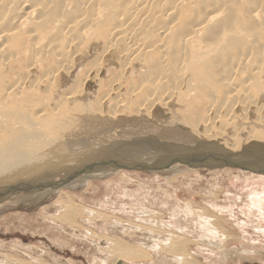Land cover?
Segmentation results:
<instances>
[{
    "label": "bare ground",
    "instance_id": "6f19581e",
    "mask_svg": "<svg viewBox=\"0 0 264 264\" xmlns=\"http://www.w3.org/2000/svg\"><path fill=\"white\" fill-rule=\"evenodd\" d=\"M210 1L213 2V0H0V71H2L1 69L5 70V68L9 67V64L11 61L10 59H12V58L10 57V59H8L6 57L7 55H4V54L8 53V50L10 48L9 43H11L12 41H14L16 44L17 50H15L14 52H17L18 55H21L22 57H24L27 53L31 52L29 55L30 57H29L28 63L25 64L24 66L21 65L24 68L26 76L29 77V76H31L32 73L34 75V73L37 72L36 70L38 68L40 69V66L42 65V61L44 60L45 56H47L46 53H48L49 50L51 51L50 53L52 54V58H54L53 55L56 56V58L57 57L58 58L63 57V56L66 57L67 53H69V51L72 48L76 49L80 45V43H84L86 41L89 42V40H91L89 38H91V37H94L93 39L96 42L97 37L99 40V36L102 35L100 38H103V43L101 45L100 50L99 51L97 50L98 51L97 55L100 58L105 59V57H109L108 55L114 54L116 56V58L121 62V68H120L121 70L118 73L123 74V72H126L128 70L127 67L130 66V64H131V65H133V67L136 66L139 69L140 75H145V74L148 75V73L151 75L150 81L149 82L146 81L149 83L148 85H146V87L150 88L151 90H146V95H145L144 100H145V103H147V105L150 108H152L153 106H155L154 104L157 102H161L164 105L167 104L168 101H170L172 99L174 93L179 91V90L177 91V89L180 87H181V90H180L181 93L185 96V99H187V97L189 95H191L195 91V89H197V88H195V86H196L195 80L198 78L202 79L201 76L199 77L200 72H198L199 71L198 68H197L198 71L195 70L194 65L197 64L196 67L200 66L202 68L204 66L203 69L215 68L216 67V61L217 60L220 61V59H222L223 57H225L227 55L225 50L235 49V51L238 52L239 56L237 53H235V55H237V56L234 55L233 62L226 61V62H228V66H227L228 68L226 70L224 68V70H222V71L221 70H215L216 73L218 75L220 74V76H221V78H220L221 84L223 83V85H225V87L223 88V90L225 89L224 91L222 90V86H221V92L222 93L224 92V95H222V96H224L225 98H229V97L232 98V97L237 96L241 93L239 90V87H243V89L244 88H251L253 85L252 80L256 79L255 82L257 84H258L257 79H258V81H264V0H235L234 2L232 1L233 3L230 0H219V1L216 0L214 4H216L217 2L219 4L218 6L216 4V7L213 3L212 4L214 6L210 5L208 3ZM239 4H241L240 7L242 10H238V8H233V9H235V13L233 16L231 13L229 15L226 14V11H229V9H231L233 5H234L233 7H236V5L238 7ZM209 5L213 6V7H209ZM199 9H202L204 11L203 16H201L202 10L200 11L201 13L198 12ZM198 13H200V15ZM232 13H233V11H232ZM196 14L201 17L199 20L193 19L194 16H196ZM199 16H196V17H199ZM180 18L182 20L187 19V21L185 23L182 22L183 23L182 24V23H180V20H179ZM227 19H229V20H227ZM101 23L102 24L105 23V25H103V27L101 29L102 32L98 31V34H100V35L97 36V32H96L97 37H95L94 36L95 34L93 35V33H95L93 28L95 27V29H96V26L99 25V26H97V29H100ZM245 25H246V27H245ZM98 27H100V28H98ZM212 29L214 30L213 32H212ZM208 31L210 33V36H208L209 35ZM207 33H208V35H207ZM98 40H97V44H98ZM234 41H236L237 43ZM92 42H90V43H92ZM99 44H100V41H99ZM13 47H14V44H13ZM95 47H96V45H95ZM80 48H79V52H80ZM87 48L88 47H86L84 49V52ZM97 48H98V46H97ZM182 49L184 51H182ZM89 50H90V48H89ZM87 51H88V49H87ZM76 52H73L72 57H74V55L77 56ZM183 52H184V54H183ZM229 53H230V51H229ZM10 54L12 57H13L12 54L15 55V53H11V52H10ZM69 54L71 55V52ZM153 54L156 56L153 57ZM80 55H78L77 57H79ZM8 57H9V55H8ZM14 57H16V56H14ZM69 58H70V60L72 59L71 56ZM79 58H82L81 60L83 62V60H84L83 58H85V57H83V54H82V57H79ZM50 59H51V57H50ZM64 59L65 60L62 59V61L67 62V59L66 58H64ZM230 59L231 58L229 57V60ZM106 60H108V59L106 58ZM106 60H103V61H106ZM109 60H110V58H109ZM56 61L58 63L59 60L53 59V64L55 62V65H56ZM66 62H65V64H66ZM69 62H72V61H69ZM82 62H81V64H82ZM105 63H107V61ZM132 63H134V64H132ZM98 64H99V62H98ZM152 64L153 65L155 64L156 65L155 67H157V69L154 66H152ZM199 64H201V65L204 64V65L201 66ZM69 65H68V67H69ZM222 65H224V62ZM222 65H220V66H222ZM225 65H227V63ZM50 66H51V64H50ZM95 66H96V64H95ZM99 66H102V65L100 64ZM99 66H96L94 68L96 73L99 72V70H100ZM62 67L63 66L60 63L59 65H56V67L54 66L52 68V70H49L48 72L46 70L44 75H42V77L39 76L40 80H38V82H40L42 84H46V85H47V83L48 84L53 83L55 80V73H53V72L59 71L60 69H62ZM151 67L153 69L152 71H151ZM66 68H67V65H66ZM244 68L245 69L247 68L246 69L247 71L249 69V72H246ZM63 69H65V67ZM88 69L90 70V68H88ZM193 69L195 71H193ZM207 70H204V72L202 70V72L206 76L209 74L207 72ZM6 71H8V70H6ZM196 71L199 73V75H196L193 73ZM205 71H206V73H205ZM11 72H12V70L10 71V73ZM209 72H210V70H209ZM1 73L4 74L3 71ZM237 73L242 74V75L246 73L245 76L243 75L244 79H242V82H240L242 85L239 83L241 86L239 84L235 83V82H237L236 80H234L235 82L233 81V78L236 76ZM3 74H2V76L6 75V74H4V75ZM66 74H68V73H66ZM72 74H71L70 78L74 79V77H72ZM204 74H202V76H204ZM15 75H17V74H15ZM35 75L37 77V74H35ZM210 75L212 76V74H209L208 77H210ZM13 76H14V74H13ZM206 76L203 77L204 82L207 79ZM0 77H1V75H0ZM33 77H31V78H33ZM36 77H34L35 80H36ZM87 77L88 76L85 75V77L82 79L87 81V79H88ZM94 77H96V76H94ZM117 77H119V74ZM213 77H215V76H213ZM17 78L18 77L16 76V79ZM22 78H21V80L18 79L19 81L15 80L14 82H12L11 83V85H12L11 89H9L10 91L9 90L6 91L5 95H3V96L0 95V101L3 98H4V100L7 98H10V102H11L10 104L12 106L9 108V110H11L12 107L14 106L15 99L13 98V96H15V98L17 100L15 102V104L17 105L18 103H20L18 100L21 97H23V95H22L23 91L26 90V88L28 86H32L34 84L33 82H32L33 84L31 83L32 85L27 83L28 80L26 77L24 79H22ZM98 78H100V77H98ZM90 79H91V77H90ZM172 79L174 81H176V80L178 81V82L174 83L177 85V87L173 88L171 91H168L170 89L168 87V90H166L165 85L168 84V81L174 82ZM215 79H218V78H215ZM67 80H68V78H67ZM138 80H139V78H138ZM142 80H143V78H142ZM208 80H210V78H208ZM212 80H214V79H211L210 81H212ZM0 81H2V79ZM68 81H70V80H68ZM73 81H75V80H73ZM99 81L100 80H98V82ZM113 81H115V80H113ZM120 82L121 81H119V83ZM117 83H116V85L113 84L114 86L112 85L113 87H111V89H110L111 93L113 95H115L113 98H111L112 100L115 101V102L113 101L115 109L112 110V113L114 114L115 119H113L114 117L109 118L111 115L109 117H104V118L99 117V115H98V118H95V120H94V121H97L98 124L93 125L92 126L93 128H91V129H85V128H89L90 126H86V127H84L82 125L78 126V121L75 124L72 122H68L69 118L66 122L65 120H63V118H64L63 116H62L63 118L61 119V116L59 117V115L55 114V112L57 113L59 111H55L53 114L52 110H50L52 113V114L51 113L50 114L52 116L57 115L56 117H58V118H55V117L51 118V115H47L49 113L46 114V112H47V111H45L46 109H42V110L37 111V112L33 111L34 113H32L30 115L27 114V116L25 117L26 119L25 118L23 119V117L21 118L19 116H17V117H19L18 119H16L17 117L16 118L11 117V119H9V117L5 115L6 112H5V114H0V183H2V181H16V180L25 179V178L29 179V180L33 179V178L34 179H44V178L50 177L53 174V172H46L51 167V160L46 161L45 156H44L45 154H42L41 156H36V153H35V154L30 156L29 152H25V149L32 146V145H36L37 147H42V146H44L43 141H46V144H48V143H50V141H51L50 139H52V138H59L60 139L63 137L72 136L73 134H75V137L77 135H82V134L85 136L88 134V132H90L89 134H91L92 136L94 135V133H96L94 136L97 137V135L101 136L102 134H104V135L108 134V133L111 134V132L119 130L118 133L116 132L117 133L116 137H118V138L117 139L113 138V140H111V145H107V146L103 145L104 140L101 139V142H99V143H101V144H99L100 147H103L104 149L113 152L114 154H116L118 157H120L122 160H124L126 162H134V163H138V164H154V165L162 166L161 168H158V169L147 170V171L153 172V173H157L159 171V173H160L159 175H161L160 171H163V172L170 171V173L185 176L186 175L185 171H192L193 169L196 170L197 167L202 168L201 166H203V165L195 166L193 164H189V165L186 164V166H184L183 165L184 163H180L178 161L171 163L169 166H164L166 163H168L170 161V158H172V157L179 158V157H182L185 155L186 156L193 155L194 156L193 158H195V159L207 157L210 155L224 156L226 158V161L224 160V161L219 162V163H212V165H215L216 168L217 167H221V168L227 167L228 164H229V166H231L232 163H237L238 165H242V164L247 165L246 169H241L238 167L235 168L232 166L228 167V168L239 170L240 173L242 174V175H240V174L239 175L243 179L247 180L246 185L250 182L256 183L255 187L249 188V190L253 189V191L250 192L252 194H250L249 192H247V193L244 192L243 197L246 194V197L249 198V200L252 202V204L255 205V207H257L256 210L252 211L253 213L263 211V206H264V177H263V175H264V171L260 172L259 170L264 169V147H263L264 146V129H258L257 130V129H249L248 128L249 130L247 131V133L245 135L242 131L243 129L241 128L240 130L245 135V139L241 138V139H244L242 143L240 141L239 142L237 141L236 143H232V144L229 143V146H227V144H225L223 141H222L223 145H220V142H218L219 139H218V141L214 140L215 134H214V138L212 137L213 135H212L211 130L213 131V129H214V133H215V128H213V126L215 127L217 125L216 124L214 125V123L216 121L217 122L219 121L217 117L221 116L222 113L225 116L224 118L222 117L224 120H225L226 116H228V118L225 121V124H227V123L230 124L232 122V120H234L231 118H232L233 111L236 109L235 107L239 104L238 103L234 107L235 109L233 108V106L237 102V100L232 98L230 100V102L232 100H235L236 102L234 101L235 102V103L233 102L234 104L229 102V104H231L229 106H228V103H226L228 107L224 106V104H223L225 109L220 108L221 106L219 108H217V106H216V108H217L216 111H218V113L216 112L217 114H215L214 113L215 111L212 110L213 111L212 113H214L215 116L212 115L213 117H211V118L209 117L210 119L208 118V114L206 117V114H205L206 111L204 112V116L206 118L204 117V119H202L201 117H199L202 119V121L204 120L203 125H202L203 129L199 130L200 131V133H199V131L197 130L199 125H197L198 127L196 128V126H195L194 132H196V134H199L198 136H202L203 138L199 137V139H197V137H195L193 134H191L187 130L188 129L187 127H190L189 125L184 127V125H182L180 123H176L179 121V120H177V117H175L176 119L170 120V123H169L170 128L169 129L164 128V126H161L159 129L160 133L152 134V131L149 129L150 125L148 123H146V122H149L151 119V118L150 119L145 118L148 114L145 117L142 114H141V116H137L136 115L137 113H134L135 111H133V112H130V114L126 115V113H129V111H131L133 109H135L137 112H140L141 108L139 109V107H135L133 109L131 108V110H127V112H125V114H124L126 116L118 115L121 113V112L119 113V111H121L120 109H122V111H123V110L129 108L128 104H130L129 102H130L131 97L136 93V91L140 90V87H138L139 85L137 83H135L138 88H135L136 86L134 84L133 85V86H135L134 88L132 86H130L133 89L128 88L130 91L128 93V95L126 94L127 96L126 95L122 96L121 94L119 95L117 90L119 89L118 87L121 86L122 83H124V82H122L121 85H119V86L117 85ZM143 83H145V81H143ZM209 83H210V85L208 84L209 87L211 85L213 87L220 86L218 84L216 85L213 82H209ZM212 83L215 84V86ZM22 84H24V85H22ZM27 84H29V85H27ZM35 84H38V83H35ZM157 85H163L162 89H163V87L165 88V89H163V91H161L160 94H156L155 89L153 90V88ZM198 85H200V84H198ZM168 86H171V85H168ZM205 86H206V84H205ZM44 87H42L40 90L44 89V90H42V92L47 94L48 91L46 90L47 91L46 92ZM66 87L64 86V90L66 89ZM69 87H67V88H69ZM92 87H93V85H92ZM213 87L211 88L212 91H213ZM263 87H264V84H263ZM30 88L32 89V87H30ZM34 88H37V87H34ZM79 88H81V87H79ZM109 88H108V91H109ZM182 88H184V89H182ZM70 89L71 88H69V90H68L69 92L66 91L67 94L65 95L64 99L68 103L69 102L74 103V98H76L75 97L76 94L74 96L75 91L73 93L72 92L73 90L70 91ZM87 89L89 90V88H87ZM120 89H119V91H120ZM158 89L159 88H157V90ZM202 89L204 91V88H202ZM209 89H205V90L208 91ZM35 90L37 91L38 89H34V91ZM40 90H39V93H40ZM64 90H62V91H64ZM182 90H184V91H182ZM32 91L27 92V93L29 94ZM81 91H84V90L81 89ZM200 91H202L201 88L197 92V95ZM218 92H216V95ZM181 93H180V96H179V94L176 93L177 94L176 96H179V97H177L178 99H180ZM204 93L205 92H203V96H205L206 94H207V96L209 95V93H206L205 95H204ZM212 93L213 92H211V97H212ZM243 93H245V89H244V92H242V94ZM246 93H247V91H246ZM246 93L243 95L244 98L247 96V94L249 92L247 94ZM18 94H20V96ZM31 94H33V92ZM77 94H79V93H77ZM84 94H86V92ZM250 94H251V92H250ZM106 95H109V94H103L102 96L105 97ZM111 95H109V96H111ZM30 96H32V95H30ZM38 96L40 97L39 94H38ZM38 96L36 95L35 98H38ZM44 96L45 95L43 94V97ZM102 96H100L99 99ZM243 96L238 98V101H240V102L243 101L240 104H242V108L244 110V109H247L248 104L244 101L245 99L241 100V98H243ZM43 97H41L40 100H42ZM85 97L86 96H84V97L82 96L80 98L82 100L80 101L78 99V96H77L78 100L76 101V104H71V105H75V106L77 105L76 106L77 111L75 110V112H73L74 115L76 114V112H78L77 107H80V105L84 106L83 104H80V103H82L83 100L85 101V99H83ZM213 97H212V99H213ZM28 98H30V97H28ZM35 98H33V99H35ZM173 98H174V100H176L175 96ZM189 98H191V97H189ZM208 98H207V100H208ZM248 98L250 99V97H248ZM254 98L252 99L253 100L252 102H254ZM13 99H14V101H11ZM45 99H47V97H44V100ZM92 99H94V98H92ZM142 99H143V97H142ZM181 99H184V98L182 97ZM204 99H205V97H204ZM223 99H221V100H223ZM256 99H257V97H256ZM256 99L254 102L255 104H256ZM4 100H2V101H4ZM7 100H9V99H7ZM20 100H22V99H20ZM24 100L25 99H23V102H24ZM47 100H45V103H46L45 106L46 107H47V102H50L49 100L48 101ZM57 100H59V99H57ZM79 101H80V103H79ZM97 101H96V103H99ZM180 101H182V100H180ZM185 101H187V100H185ZM208 101L211 102V104H210V106H211L212 101L210 99ZM226 101H229V100L227 99ZM258 101H259V99H258ZM5 102H6V100H5ZM54 102H55V99H53V101H51V103H52L51 109L53 107V109L55 110V109H57V107L55 104H53ZM171 102H173V100ZM193 102H194V100H193ZM25 103H23V105ZM42 103H40V104L42 105ZM106 103H108V102L106 101ZM191 103H192V101H191ZM214 103H216V101ZM219 103H220V101H219ZM221 103H223V102L221 101ZM64 104L65 103H63L61 105H64ZM99 104H101V102ZM108 104H106V105H108ZM182 104L184 105L185 103H182ZM7 105H9V101H8ZM54 105H55V108H54ZM133 105H135V104H133ZM169 105H170V103H169ZM249 105H251V104H249ZM2 106L4 107V103ZM15 106L13 108H15ZM17 106H19V104ZM38 106H39V104H38ZM48 106H50L49 103H48ZM67 106H68V104H67ZM82 106L80 107L79 110L83 109ZM3 107H2V110H3ZM20 107L23 108L22 105ZM28 107L29 106L24 107V109L27 108L30 111L31 105H30V108H28ZM63 107H65L64 109L67 110V111L64 110L65 112L64 111L63 112L69 113L68 109H66V106H63ZM86 107H87V105H85V107H84L85 111L88 109V107H87V109H86ZM103 107H105V105ZM167 107H169V106H167ZM210 108H213V107L211 106ZM210 108L207 107L208 110H210ZM232 108L234 109L233 111H232ZM237 108H239V107H237ZM4 109L6 110L5 107H4ZM99 109H101V108L99 107ZM106 109H108V108H106ZM152 109H155V107ZM61 110H63V108ZM89 110H87V112ZM104 110L105 109H103V114H100L99 112L101 110H99L98 113L100 114V116L104 115ZM147 110H148L149 114H153V113L155 114V112H154L155 110L153 112H150L151 109L150 110L147 109ZM172 110H175V109H172ZM43 111H45V112H43ZM71 111H74V110L71 109ZM235 111L237 112L238 110L236 109ZM244 111H246V110H244ZM252 111H253V109H252ZM258 111H259V109H258ZM162 112L163 111H161V110L157 111L156 112L157 116L161 117ZM220 112H221V114H220ZM251 112H249V113H251ZM256 112H257V108H256ZM256 112L254 111V113H256ZM122 113H124V112H122ZM133 113H134V115H133ZM142 113H143V109H142ZM171 113H172V111H171ZM242 113H244V112H242ZM263 113H264V111H263ZM18 114L19 113H17V115ZM143 114H145V113H143ZM175 114L177 115V113H175ZM247 115H245L246 118H247ZM259 115L261 117V115H262L261 112ZM46 116H48L49 118H47L43 122V120H44L43 118ZM96 117H97V115H96ZM178 117H179V115H178ZM31 119H33V120H31ZM58 119H59V121L57 122ZM65 119H67V118H65ZM86 120H85L86 123L92 122V121H86ZM69 121H71V120H69ZM137 121H140L142 123H140L139 125L134 124ZM202 121H201V123H202ZM248 121H249V119H248ZM253 121L260 123L261 120L257 121L255 119H253ZM61 122L66 125L65 129L62 128L63 125H61ZM249 122H248V124H250ZM256 122H253V124ZM235 123L237 124V121H235ZM235 123H233V125ZM240 123H242V122H240ZM261 124H262V126L264 125L263 122H261ZM134 125H135V127H132ZM231 125H232V123H231ZM238 125L236 126L237 129L239 127ZM256 125H258V123ZM126 126H129V128L124 130V128ZM222 126L226 127L225 125H221V129H219L220 131L223 130ZM54 127L55 128L58 127V129H60V127H61L62 129L59 130L60 131L59 132V131H55ZM184 128H187V129H184ZM233 128L234 127H232V129ZM256 128H257V126H256ZM262 128H264V127H262ZM47 129H49V131ZM199 129H201V128H199ZM227 129H228V127H227ZM230 129L231 128H229V130ZM44 131H45V133H44ZM46 131H48V132H46ZM91 131H94V132H92L93 134L91 133ZM168 131H170V134ZM216 131H218V127H217ZM220 131H219V134H217V135H220L222 133ZM224 131H226V130H224ZM235 131H237V130H235ZM216 133H218V132H216ZM232 133L230 132V134H232ZM240 133L241 132H239V134ZM60 134H62V135H60ZM128 134H132L133 135L132 138L135 137V138H137V140L133 139L135 141H131L130 143H126V140L124 141L123 138H124V136H126ZM239 134H237V136ZM91 135H89V136H91ZM112 135H113V133H112ZM232 135H234V134H232ZM224 136H226V134L223 135V138H224ZM75 137H71V138H75ZM106 137H107V135H106ZM114 137H115V135H114ZM204 137H206V138H204ZM242 137H244V136H242ZM227 138L228 137H225L226 141H228ZM234 138H238V137H236V135H235ZM160 139H162V141H163V139H165V141H169V143H165V142L159 143L160 141L158 142V140H160ZM48 140H50V141H48ZM86 140L88 141V139H86ZM91 140H92V138H91ZM231 140L235 142L236 139L235 140L231 139ZM59 141L60 140L53 139V143L59 142ZM66 141H68V139ZM66 141H64V142H66ZM95 141H97V140H95ZM62 142H59V143L63 144ZM92 142H93V140H92ZM244 142H247V143L244 144ZM96 144L98 145V141L95 142L94 145L97 146ZM194 144H195V147L192 148L191 145H194ZM63 145H61V146H63ZM69 145H70V142H69ZM74 145H75V143H74ZM239 145L241 146L240 150H236V147H238ZM70 146H68V147H70ZM76 146H78V145H76ZM209 146H212L213 148H211ZM57 147H60V145ZM64 147L67 148V146H64ZM89 147L90 146L88 144V148ZM91 148H92V146H91ZM54 149H55V147H54ZM92 149L89 148L88 150H85L83 152H87V151H90ZM57 150H58V148H57ZM59 150H60V148H59ZM73 150H75V149H73ZM77 150H79V149H77ZM32 151H34V150H32ZM184 151H188V152L184 153ZM197 152H203V153L199 154V155L195 154ZM56 153H57V151H56ZM77 153L79 154V151ZM232 153H235V154H232ZM66 155H67V153H66ZM59 156L60 155H58L57 158H59ZM69 159H71V157ZM47 160H49V159H47ZM62 163H66V161H63V162L60 161V164H62ZM222 164H224V165H222ZM252 165H253V167H251ZM200 168H198V169H200ZM216 168H214V170ZM119 170H133V169H130V168H116V169L110 168L108 170H103L100 172L82 173V174L72 178L70 181L64 183L62 186H60L58 188L46 187L40 191L34 192L31 195H21L20 194V195L15 196V199L17 201L14 203L13 202V201H15V199H14L12 202L15 205L18 202H20V203L27 202L28 205H37L38 206L42 203L43 200H45V199L47 200L48 196H50L51 194H52L51 196L53 197L54 196L53 193L57 192V190H59V189L62 190L63 188H68L72 191L82 190L83 188L86 189L85 186L89 185L90 182H95V181H98L99 179H102L105 177H110V176L114 175ZM194 174H193V176H194L193 181L196 182L197 177H195ZM175 177H176V175H175ZM55 178L57 179V177H55ZM167 179H169V178H167ZM238 179H240V177H238ZM121 180H124V178H122ZM240 181H242V180H240ZM259 182H261V183H259ZM93 189H94V187H93ZM205 190H204L205 193L210 194V190L207 187H205ZM166 191H167V189H166ZM62 194L64 196L63 192H62ZM68 194H69V192H68ZM68 194H67V196H68ZM57 195H59V194H57ZM236 195L239 198L238 193ZM241 197H242V194H241ZM243 197H242V199H243ZM46 200H45V202H46ZM66 200L64 201V203L66 202ZM12 202H10L11 205H12ZM53 202H55V200H53ZM160 203L165 204L162 200L160 201ZM56 204H57V202H56ZM86 204H88V203H86ZM103 204H104L103 202L99 203V204H97V207L100 209H103V207H104ZM23 205H25V204H23ZM53 205H55V204L53 203ZM189 205L184 210V213L186 215H188V213L191 214V212H192V210L190 209L191 206H189ZM4 206H5V204H4ZM66 206H67V208H66ZM0 207L4 210L3 205H1ZM53 207H55L54 212H56L58 209L60 210L61 208L63 210L65 208L66 211H68L67 210L68 205H56ZM116 210L117 211L119 210L121 212L123 209L119 208ZM40 211H41V209H40ZM83 211L86 212V218L83 220L86 221L89 226L93 225L94 221L92 222L90 220V218L93 214L94 215L96 214L94 212V210L92 208H90V206H87V208H86V206H84ZM139 211L141 212L142 210H138V211H136V213ZM172 211H173V213H171V214H173L172 217H174V216H175V218L180 217L178 210H175V208H173ZM201 211H203V209ZM144 213L145 214L148 213L150 216L152 214L155 215L156 212L151 211L149 209V210H144ZM199 213L200 214L196 215L197 216L196 221L200 225V228L202 230V235L200 234L198 239L203 241V242H206L207 245L214 247L216 250H218V252L220 251V255H221L220 258H222V259H229L232 256L234 258V256H236V255L238 256V254L240 253L238 248H234L232 246L234 249H232V250L227 249V247H226L227 245L226 246L223 245V242L226 239L224 237V234H220L217 227L214 226L212 223L208 222V219L206 220L203 217V215H201V212H199ZM228 213L231 214V211H228ZM56 214L57 213H49L48 215L46 214V216L47 217L52 216V218H53V216H55ZM66 214H68L69 216H70V214L76 215L77 212L68 211V212H66ZM130 214H132V213H130ZM126 215H128V213H126ZM163 215L164 214H161L162 217H163ZM69 216H68V218H69ZM159 216H160V214H159ZM92 218H93V216H92ZM145 219H146L145 221H147L148 223H150V224L153 223V225H155L154 224V218L153 219L152 218H148V219L145 218ZM62 220H60V221H62ZM105 220H107V218ZM45 222H47L46 223L47 225L45 224L46 228H48L47 226H49V225H54V223L52 221H50V219L47 221L45 220ZM59 222L57 221V223H59ZM74 223L77 224V222H74ZM109 224L112 225V227L113 226L116 227L117 230L119 231V234H122V235H123V232L126 230H127L126 234H128V235H132L133 233L135 234V231L137 229L136 227L133 228L132 227L133 225L130 224L131 228L129 227L130 230H128V229H126V228H128L127 227L128 224H124V222L122 223L120 221H117V219L110 221ZM163 225L165 227H168L169 229L173 228L174 231L171 230V233L165 232L164 234H154L151 230H149L148 232H146V234H144V236L141 233L142 237H140L139 240H137L135 244L134 243L130 244L129 242H126L124 240V242H122L120 244H118V243L116 244L118 246V248L116 246H114L115 243H114V245L111 243L112 240L111 241L108 240V237L106 239L104 237L102 238V236L100 235L102 239L100 238L98 241L95 240L96 238H93V237H95V235L93 234L95 232L90 230L91 227H89L90 229L84 228V230H82L83 235L81 237L79 236L76 239H73L72 234H71V232H73V231H71V230L67 231L69 233V236H70V237H68L66 234H64V231H65L64 228L56 227V226H52V228H54L56 231V232H53V233H56V234H54L55 237H57L59 239V241H61L63 243H67V245H69V244L71 245L73 243L72 240H78V242H79V240H84V241L87 240L86 244H85L87 246V249H85L86 251H84V253H85V255H87L85 258L88 257V261L91 264H106L108 257H110V255L112 256V254H114L113 256L114 257L116 256L117 258L115 259L112 257L113 258L112 259L110 257L111 258L110 260L115 259L114 263H115V261L120 260L121 264H183V261L185 259H188L186 257L187 254L186 255L185 254H178V253H175L174 250H166V249L168 248V245L170 244L171 240L174 242L177 241L178 238L176 237V235H181L183 233H186V230H185L186 227H182L179 225L176 226L175 222H174V224L170 222V223H167L166 225L164 223ZM74 226H73V228H74ZM136 226H139V225H136ZM99 228L100 227H97V226L94 227V229H96V230H98ZM108 228L109 227L103 228V229L109 230ZM138 229H137V231H138ZM105 230H103V231H105ZM172 231L175 232V234L172 233ZM57 232H60V234L58 235ZM74 232L76 233V230H74ZM47 233H48V231H47ZM91 233H92V238L94 240L87 238V236L88 235L90 236ZM51 235H52V233H51ZM174 237H176V238H174ZM111 238H116L115 240H117L118 238L122 239V237L120 238V237L115 236V235L112 236ZM180 238H182V237H180ZM183 240H184V238H183ZM121 241H123V240H121ZM172 241H171V243H172ZM185 241H186V239H185ZM188 241L193 242L190 240H188ZM113 242H114V239H113ZM181 242H183V241H181ZM110 244H111V246L113 245L114 248L113 247L110 248ZM185 244H186V242H185ZM67 245L65 247H67ZM82 248H85V247H82ZM115 248L117 250H115ZM242 248L247 249L246 246H245V248L242 246ZM61 249H63L62 246H61ZM171 249H172V247H171ZM205 249H206V247H205ZM247 250H248V252L250 250H253L254 252H257V253L259 252L256 250V247L255 248L250 247ZM190 251H192V250H190ZM145 252H146V254H148L147 257L145 256L146 260H144ZM259 253H261V251ZM37 255H39V254H37ZM9 257L10 256H8V258ZM240 257H242V256H240ZM249 257H250V255H249ZM6 258H7V256L4 257V255H0V264H5ZM140 258H142V259H140ZM258 258H259V256H258ZM39 259L40 258L37 259V263H38ZM14 260H13V262H14ZM31 261L32 260H30V262ZM8 262L12 264V260H8ZM23 262H22V264H23ZM71 264H72V262H71Z\"/></svg>",
    "mask_w": 264,
    "mask_h": 264
},
{
    "label": "rangeland",
    "instance_id": "374dc122",
    "mask_svg": "<svg viewBox=\"0 0 264 264\" xmlns=\"http://www.w3.org/2000/svg\"><path fill=\"white\" fill-rule=\"evenodd\" d=\"M215 1L216 0H213V2L210 1L208 3L210 5H213L215 3ZM230 1L234 2L235 0H230ZM216 4H217V6L219 5L218 2ZM216 4H214L215 7H216ZM210 5H209V7H213L214 6V5L213 6H210ZM233 6H232L231 9H229V11H226L227 15H229L230 13L232 14V16L234 15L235 9H233V8H238V10H242L241 7H240L241 4H239L238 7H237V5H236V7H233ZM201 10L202 9H199L198 12H200ZM232 11H233V13H232ZM201 12H200L202 14L201 16H203L204 11L202 10ZM200 13H198V14L200 15ZM199 15L196 14V16H199ZM196 16H194V18H193L194 20H199L201 18L200 16L199 17H196ZM179 20H180V23H182V22L185 23L187 21V19L186 20H182L181 18ZM227 20H229V19H227ZM103 25H105V23H103V24L101 23V28L98 27L100 29H97V26H99V25L96 26V29H95V27L93 28L94 32H95V33H93V35L95 34L94 35L95 37L100 35V34H98V31L102 32L101 29H102ZM245 27H246V25H245ZM213 31L214 30L212 29V32ZM96 32H97V36H96ZM208 33H209V31H208ZM208 33H207V35H208ZM101 36L102 35L99 36V40H98V37H97L96 42L93 39L94 37H91V38H89V39H91V40H89V42L86 41V42H84L85 44L84 43H80V45L77 47L78 49L77 48L76 49L72 48L69 51V53L71 52V55L69 53H67L66 57H64V56L63 57H59L60 59L58 57H57L58 58L57 59L56 56H54V55H53L54 58H52V54L50 53L51 51L49 50V52H48L49 54L46 53L47 56H45L44 60L42 61V65L40 66V69L38 68L36 70L37 72L35 71L36 73H34V75L37 74V77H36V75L34 76L33 73H32L31 76H29L30 78L28 76H26V73L24 71L23 66L28 63L29 57H30L29 55H30L31 52L27 53L24 57H22L21 55H18L17 52H14L15 50H17L15 42L12 41L11 43H9L10 44V48L8 50V53H6L4 55H7L6 57L8 59H10V57H11L14 61L12 59H10L11 61H10L9 67H7L8 69L7 68H5V70L1 69L4 72V74H6V75L1 73L2 71H0V75H1L0 80L2 79V81H0V95H2V96L5 95V92L8 91L9 89H11V86H12L11 83L14 82L15 80H17V81L21 80L22 77H23L22 79H24L26 77L27 80H28L27 83H29L30 85H32L33 83L34 84L32 86H28L26 88V90L23 91V93H22L23 97L20 98L22 100H20V99L18 100L20 103L22 102L21 104L18 103L19 106H17L18 104L17 105L15 104V102L17 100H16L15 96H13V98L15 99L14 106L15 105L16 106H15V108H13L14 107L13 106L11 110H9V108L12 106L10 104L11 103L10 102V98H7L9 100L5 99L6 102H5L4 98H3L2 100H4V101H2V100H1L2 102L0 101V105H1L0 106V108H1L0 109V114H5V112H6L5 115L8 116L9 119H11V117L12 118H14V117L16 118L17 116H19L21 118L23 117V119H24L27 116V114L30 115V114H32L34 112H37V111H40L42 109H46L45 110V111H47L46 114L49 113L47 115H51L52 114L50 110H52L53 114H54L55 111H59L57 113L55 112V114L59 115V117L61 116V119L64 117L63 120H65L66 122H67V120L69 118V120H71V121L68 120V122H72V123L75 124L78 121V126L79 125H82L84 127L90 126L89 128H85V129H91V128H93L92 127L93 125H97L98 124L97 121H94L95 118H98V115H99V117H102V118L109 117L110 115L111 116L109 118H113L114 117V114L112 113V110L115 109V107H114V102L115 101L112 100L111 98H113L115 95H113L111 93L110 89H111V87L116 85L117 82H118L117 83L118 86L121 85L122 82H124V83H122L121 86L118 87L119 89L121 88L120 91H119V89L117 90L119 95L120 94L122 96H125L126 94L128 95V93L130 92L129 89H133L136 86L135 83H137L139 85L138 87H140V90L136 91V93L131 97L130 102H129L130 104H128L130 109L127 108V109H125L126 111L125 110L122 111V109H120L121 111H119V113L120 112L121 113L120 114L117 113V114L118 115H124L125 112H127V110H131V108L132 109L135 108V107H139V109L141 108L140 112H137L135 109H133V110L129 111V113H126V115L130 114V112H133V111H135L134 113H137L136 114L137 116H141V114H142L145 117L148 114L145 118H149V119L151 118L150 121L146 122V123H148L150 125L149 129L152 131V134L160 133L159 129H160L161 126H164V128H168L169 129L170 128V124H169L170 120L171 119H176L175 117H177V120H179V121L176 122V123H180V124L184 125V127L189 125L190 127H187L188 129L187 128H184V129H187L191 134H193L195 137H197V139H199V137L203 138L202 136H198L199 134H196V132H194V128H195V126L197 128L198 127L197 125H199L197 130L199 131V130L203 129L202 125H203V121L204 120L202 121V119H204V117H205L204 116V112L206 111L205 112L206 117H207V114H208V118L209 117L211 118V117L215 116V114L218 113V111H216V109L219 108L220 106H221L220 108L225 109L224 106L228 107L229 105H231V104H229V102H230V100L232 98L237 100V102L235 100H232L230 102L232 104H234L236 102L234 104V106H233V108H234L238 103L240 104L241 102H243V101H241V102L238 101V98L242 97L246 93V91H247V93L249 92L248 94L247 93L246 94H247L248 97H250V99L247 96L245 98L243 96V98H241V100L245 99L244 101L248 104L249 108L247 107V109H244L246 111H244L243 108H242V104H240V105L238 104L235 107L238 110L237 112L235 111L236 110L235 108H234L235 110L232 108V111L234 110L233 114L235 115L234 116L231 113L232 114V118L231 119H234L231 122L232 125H231V123L230 124L229 123L225 124V121L228 118V116H226V118L224 120L223 118L225 116L222 113L223 116L222 115L219 116L220 118L217 117L219 121L218 122L216 121L217 123L216 122L214 123V125L215 124L217 125L215 127L213 126V128H215V133H214V129H213V131L211 130L212 135H213L212 137L214 138V134H215L214 140L218 141V139H219L218 142H220V145H223V142H224L225 144H227V146H229V143L232 144V143H236L237 141L238 142L240 141L242 143L243 140L245 139V135H246V133H247V131L249 129H257V130L258 129H264V128H262V127H264V125L262 126V124H261V122L264 123V121H263L264 120V115H263L264 114L263 113V111H264V90H263L264 89V87H263L264 81H258V79H257V82H258V84H257L255 82L256 79H254V80H252V82H253V85L251 87L252 89L251 88H244L245 89V93L242 94V92H244V89H243V87H239V90L241 92L239 95L234 96L232 98H230V97L229 98H225L224 96H222V95H224V92L223 93L221 92V86H222V90H223L225 85H223V83L221 84V81H220L221 76H220V74L218 75L215 70H221L222 71V70H224V68H225V70L228 68L227 67L228 66V62H226V61L233 62V60H234L233 58H234L235 53L238 54V52L235 51V49L225 50L226 53H227V55L225 56L226 58L223 57L222 59H220V61H218V60L216 61L215 60L216 61V67L215 68H207L208 69L207 70V69H203L204 68V66H203L204 64H202V65L199 64V65L203 66V68L200 67L199 65H198L199 67H196L197 64L194 65V69L197 70V68H198L199 71L198 70L197 71L200 72V75H199V73L197 71L193 72V73L196 74V75H199V77L201 76L202 79L198 78V79L195 80V82H196L195 88H197V89H195V91L191 95H189L187 97V99H185V96L181 93V91H180L181 87H180V88L177 89V91L179 90L178 92L175 91L177 94H179V96H180V93H181L180 99H178L177 97H179V96H176L177 94L174 93L173 97L175 96L177 101L174 100V98L172 97V99L170 101H168V103L165 104V105L162 104L161 102L155 103L154 104L155 106L152 107V108L155 107V109H152V108H150L147 105V103H145V100H144L145 99V95H146V90H151L150 88L146 87V85L149 84L148 82L151 79V77H150L151 75L149 73H148L149 76L146 75V74L145 75H140L139 69L136 66L133 67V65H131V64H130V66L127 65L128 66L127 67L128 70L126 72H123V74L118 73L121 70L120 69L121 68V62L116 58V56L114 54L108 55L109 57H105V59L104 58L102 59V58H100L97 55V52L100 50L101 45L103 43V38H100ZM208 36H210V33H209ZM97 40H98V44H97ZM99 41H100V44H99ZM90 42H92V43H90ZM234 42H236V41H234ZM12 43L14 44V47H13ZM93 43L96 45V47H95V45ZM97 46H98V48H97ZM86 47H88L87 48L88 51L86 49L85 52H84V49ZM79 48H80V52H79ZM89 48H90V50H89ZM72 51L73 52L77 51L76 52L77 56L81 54L79 57H82V54H83V57H85V58H83L84 59L83 62L81 60L82 58H79L76 55H74V57H72V55H73ZM182 51H184V50L182 49ZM229 51H230V53H229ZM10 52L11 53H15V55L12 54L13 55V57H12ZM183 54H184V52H183ZM8 55H9V57H8ZM14 56H16V57H14ZM70 56L72 58L71 60L69 58ZM154 56H156V55L153 54V57ZM235 56H237V55H235ZM238 56H239V54H238ZM50 57H51V59H50ZM229 57L231 58L230 60H229ZM61 58L63 60H65L64 58L67 59V62L65 61L66 64H65V62L62 61ZM106 58L108 60H106ZM109 58H110V60H109ZM53 59L54 60L55 59L59 60L58 63L60 62L62 64V66H63L62 69H60L59 71L53 72V73H55L54 82L50 83L51 85L48 84V83L46 85V84H42V83L38 82V80H40L39 78L42 77V75H44L46 70L48 72L49 70H52V68L54 66L56 67V65L60 64V63L58 64L57 61H56V65H55V62L53 64ZM68 60L72 61V62H69ZM103 60H106L107 63H105L106 61H103ZM81 62H82V64H81ZM98 62H99V64H98ZM223 62H224V65L226 63H227V65H225V66L222 65ZM49 63L51 64V66H50ZM95 64H96V66H99L100 64L102 65V66H99L100 70L97 73L95 72V69H94L96 67ZM132 64H134V63H132ZM21 65H23V66H21ZM66 65H67V68H66ZM68 65H69V67H68ZM220 65H222V66H220ZM152 66L155 67L156 65L152 64ZM64 67H65L66 70L63 69ZM88 68H90V70ZM155 68L157 69V67H155ZM101 69L102 70L104 69V70L102 71ZM194 69H193V71H195ZM246 69H245V71L249 72V69H248V71ZM6 70H8V71H6ZM11 70H12V72L10 73ZM152 70L153 69L151 67V71ZM202 70H203V72H204V70H207V72L209 74H212V76L210 75V77H208L209 76L208 73H207L208 75L206 76L202 72ZM209 70H210V72H209ZM66 73H68V74H66ZM205 73H206V71H205ZM2 74L4 76H2ZM13 74H14V76H13ZM15 74H17V75H15ZM71 74H72V77H74V79L70 78ZM118 74H119V77H117ZM202 74H204V76H202ZM245 74H243V75L245 76ZM85 75L88 76L87 77L88 78L87 81L82 79V78L85 77ZM93 75L96 76V77H94ZM243 75L237 73L236 76L233 78V81L236 80L237 82H235V81L234 82L239 84L240 82H242V79H244ZM16 76L18 77L17 79H16ZM33 76L36 77L37 81L35 80V78ZM205 76L207 77V79H206L207 81L205 80V82H204L203 77H205ZM213 76H215V77H213ZM31 77H33L34 79L31 78ZM90 77H91V79H90ZM98 77H100V78H98ZM67 78L70 81H68ZM138 78H139V80H138ZM142 78H143V80H142ZM208 78H210V80L214 79L215 81L214 80L210 81V80H208ZM215 78H218V79H215ZM73 80H75V81H73ZM98 80H100V81L98 82ZM113 80H115V81H113ZM119 81H121V82L119 83ZM143 81H145V83H143ZM146 81H148V82H146ZM175 82H178V81L177 80L174 81V82L168 81V84L165 85L166 90H168V87L170 89L168 91H171L173 88H176L177 85L174 84ZM209 82H213L216 85L218 84L220 86H216L217 87L216 88V87H213L211 85L209 87L208 86V84L210 85ZM35 83H38V84H35ZM204 83L206 84V86H205ZM29 84H27V85H29ZM134 84H135V86H133ZM198 84H200V85H198ZM215 84H213V85L215 86ZM22 85H24V84H22ZM63 85L65 87L66 86L67 87L70 86L69 87V88H71L70 91L73 90L72 91L73 93L75 91L74 96L76 94V96H75L76 98H74V103L73 102H69L68 103L64 99L65 95L67 94V92H69L68 91L69 88L66 87V89L64 90V86ZM92 85H93V87H92ZM168 85H171V86H168ZM130 86H132L133 88L130 87ZM162 86L163 85H157V86H155L153 88V90L155 89V93L156 94H160L161 91H163V89H165L164 87L162 89ZM30 87H32V89ZM34 87H37V88H34ZM42 87L45 88V91L46 90L48 91L47 94L42 92V90H44V89L40 90ZM79 87H81V88H79ZM138 87L136 86L135 88H138ZM212 87H213V91L211 90ZM87 88H89V90ZM108 88H109V91H108ZM157 88H159L158 90L160 92L157 90ZM200 88H201L202 91H200L201 93L199 92L198 95H197V92L200 90ZM202 88H204V91H203ZM34 89H38V90L34 91ZM81 89L84 90V91H81ZM182 89H184V88H182ZM205 89H209V90L207 91ZM39 90H40V93H39ZM62 90H64V91H62ZM30 91H32L33 94H31L32 92L29 93V94L27 93V92H30ZM182 91H184V90H182ZM215 91L216 92L219 91L217 93V95H216ZM35 92L36 93L38 92V93L36 94ZM76 92L79 93V94H77ZM85 92H86V94L87 93L88 94L87 95L84 94ZM203 92H205L204 95L206 93H209V95L207 96V94H206L205 96H203ZM211 92H213L212 93V97L214 96L213 99L211 97ZM250 92H251V94H250ZM38 94L40 95V97L38 96ZM43 94L45 95L44 97H47V99L50 101V102H47L48 100L45 99V100H47L46 102H47V107L48 108L45 106L46 103H45ZM103 94H109V95L112 94V95L111 96L106 95L104 97V96H102ZM18 95L20 96V94H18ZM30 95H32L33 97L30 96ZM36 95L38 96V98H35ZM77 96H78V99L80 101L82 100V99H80L82 96L83 97L86 96V97L83 98V99H85V101L83 100L84 102L82 101V103H80V101H79L80 104L84 105V106L80 105V107L82 106L83 109L81 108L82 110H79L80 107H77L78 108V112H76V114L74 115L73 112H75V110L77 111V109H76L77 105L75 106V105H71V104H76V101L78 100ZM100 96H102V97L99 99ZM28 97H30V98H28ZM41 97H43L42 100H40ZM142 97H143V99H142ZM182 97L184 99H181ZM189 97H191V98H189ZM204 97H205V99H204ZM256 97H257V99H256ZM33 98H35V99H33ZM92 98H94V99H92ZM207 98H208V100L210 99L212 101V105L211 106L213 108H210L211 107L210 106L211 102L208 101ZM253 98H254V102H255V99H256V104L254 102H252ZM14 99L11 100V101H14ZM23 99H25L24 102H23ZM53 99H55V102H56V103L54 102L53 104H55L56 107H57V109H55V110L53 109V107L51 109V106H52L51 105L52 104L51 101H53ZM57 99H59V100H57ZM221 99H223V100H221ZM227 99L229 101H226ZM258 99H259V101H258ZM105 100L109 104L106 103ZM172 100H173V102H171ZM180 100H182L183 102L180 101ZM185 100H187V101H185ZM193 100H194V102H193ZM8 101H9V105H7ZM96 101L99 102V103L101 102V104L96 103ZM191 101H192V103H191ZM215 101H216V103H214ZM219 101H220V103H219ZM221 101L223 103H221ZM62 102L65 103V104L61 105V104H63ZM3 103H4V107L6 108V110L2 106ZM23 103H25L24 104L25 106L23 105ZM40 103H42V105ZM48 103H49L50 106H48ZM132 103L135 104L136 106L133 105ZM169 103H170V105H169ZM182 103H185V104L183 105ZM226 103H228V106H227ZM38 104H39V106H38ZM67 104H68V106H67ZM106 104H108V105H106ZM223 104H224V106H223ZM249 104H251V105H249ZM21 105H22L23 108L20 107ZM30 105H31V108H30ZM55 105H54V108H55ZM85 105H87V107H88V109L86 107L87 110L90 109L88 112H87V110L86 111L84 110L85 109L84 108ZM104 105L108 109L103 107ZM27 106H29L28 108H30V111L27 108L24 109V107H27ZM63 106H66V109H68L69 113H67V112L64 113L67 110H65L64 109L65 107H63ZM167 106H169V107H167ZM216 106H217V108H216ZM2 107H3V110H2ZM69 107L71 109H73L74 111H71V109ZM99 107L101 109H99ZM207 107L210 108V110H208ZM237 107H239V108H237ZM60 108L61 109L63 108V110H61ZM256 108H257V112L259 114L261 112V114H262L261 117L256 112ZM103 109H105L104 110V115L105 116L104 115L100 116V114H103ZM142 109H143V113H145V114L142 113ZM147 109H149V110L151 109L150 112H153L155 110L154 112H155L156 115L154 113L153 114H149ZM172 109H175V110H172ZM252 109H253V111H252ZM258 109H259V111H258ZM99 110H101V111L99 112ZM159 110L163 111L161 117H158L157 113H156ZM212 110L215 111L214 112L215 114L212 113L213 112ZM247 110L249 112H251V111L252 112L249 113ZM45 111H43V112H45ZM171 111H172L173 114L171 113ZM254 111L259 116L256 113H254ZM122 112H124V113H122ZM174 112L177 113V115ZM242 112H244V113H242ZM17 113H19L20 115L19 114L17 115ZM134 113H133V115H134ZM220 114H221V112H220ZM244 114L247 115V118H246V116ZM96 115H97V117H96ZM126 115H124V116H126ZM178 115H179V117H178ZM56 116H54V115L52 116L51 115V118L52 117L58 118ZM19 117H17L16 119H18ZM199 117H201L202 119L199 118ZM47 118H49V117L48 116L44 117L43 118L44 119L43 122ZM65 118H67V119H65ZM252 118L257 120V121L258 120L259 121L261 120V121L259 123V122L253 121ZM113 119H115V117ZM248 119H249V121L251 120L252 122L251 121L249 122ZM31 120H33V119H31ZM85 120L86 121H92V122L86 123ZM58 121H59V119L57 120V122ZM201 121H202V123H201ZM235 121H237V124L235 123ZM240 122H242V123H240ZM248 122L250 124H248ZM253 122H256V123L253 124ZM140 123H142V122L137 121L134 124H138L139 125ZM233 123H235V124L233 125ZM257 123H258V125H256ZM61 125H63L62 128L65 129L66 125L64 123H62V122H61ZM221 125H225L226 127L222 126L223 130L220 131L219 129H221ZM237 125L239 126L238 129L236 127ZM231 126L234 127V128L232 129ZM256 126H257V128H256ZM132 127H135V125L132 126ZM217 127H218V131H216ZM227 127H228V129H227ZM56 128L58 129V127H56ZM56 128L54 127L55 131H59V130L62 129L61 127L58 130ZM127 128H129V126H126L124 128V130H126ZM199 128H201V129H199ZM229 128H231L230 129L231 131L229 130ZM241 128L243 129L242 131H243V133L245 135L240 130ZM234 129L237 130V131H235ZM47 130L49 131V129H47ZM224 130H226V131H224ZM48 131H46V132H48ZM118 131L119 130L113 131V132H111V134L110 133L105 134V135L102 134L101 136L97 135V137L94 136L96 133H94V135L92 136L91 134H89L90 132H88V134H87L88 136L85 135L87 138L83 134H82L83 136L82 135H77L76 137H75V134H73L72 136L63 137V138H60V139L59 138H52V139H50L51 141L48 140V141H50V143L46 144V141H43L44 142V146L37 147L36 145H32V146L26 148L25 152H29L30 156L35 154V153H36V156H41L42 154H45L44 156H45L46 161H50L51 160V166L59 164L60 161L61 162L66 161L67 164L72 165V164L75 163L74 162V157H76L77 155L81 154L83 151L88 150L89 148L90 149H92V148L94 149V148L100 147L99 144H101V143H99V142H101V139L104 140L103 145H105V146L111 145V140H113V138L114 139L118 138V137H116V134L118 133ZM219 131L222 132V133L220 135H217V134H219ZM92 132H94V131H91V133ZM168 132L170 134V131H168ZM216 132H218V133H216ZM230 132L231 133L233 132L232 134H234V135L230 134ZM239 132H241L242 134L241 133L239 134ZM44 133H45V131H44ZM112 133H113V135H112ZM199 133H200V131H199ZM222 134L223 135L226 134V136H224V138H223ZM237 134H239V135L237 136ZM60 135H62V134H60ZM89 135H91V136H89ZM106 135H107V137H106ZM114 135H115V137H114ZM235 135L238 138H234ZM242 136H244V137H242ZM71 137H75V138H71ZM132 137H133L132 134H128V135L124 136L123 139H124V141L126 140V143H130L131 141L137 140V138H135V137L132 138ZM225 137H228V138L230 137V138L229 139L227 138L228 141H226ZM91 138H92L93 142H92ZM204 138H206V137H204ZM241 138H244V139H241ZM53 139L60 140L59 142H62L63 140L66 141L68 139V141H66L68 144L66 142H64V141L62 142L64 145L59 143V142H54L53 143ZM86 139H88V141ZM133 139H135V140H133ZM231 139H233V140L236 139V140L234 142ZM95 140L98 141V145L96 144L97 146L94 145L95 142H97ZM69 142H70L71 146L69 145ZM158 142L159 143H162V142L169 143V141H165V139H163V141H162V139H160V140H158ZM74 143H75V145H74ZM87 143L90 146L89 148H88V144ZM246 143L247 142H244V144H246ZM58 144L60 145V147H57V146H59ZM61 145H63V146H61ZM76 145H78V146H76ZM64 146H67V148L64 147ZM68 146H70V147H68ZM91 146H92V148H91ZM54 147H55V149H54ZM191 147L194 148L195 144L191 145ZM209 147L213 148L212 146H209ZM238 147H236V150H240L241 146L239 145ZM57 148H58V150H57ZM59 148H60L61 151L59 150ZM73 149H75V150H73ZM77 149H79V150H77ZM32 150H34V151H32ZM56 151H57V153H56ZM78 151H79V154L77 153ZM65 152L67 153V155H66ZM185 152H188V151H184V153ZM58 155H60L59 158H57ZM70 157H71V159H69ZM47 159H49V160H47ZM224 159L226 161L225 157H224ZM183 165L186 166V164H183ZM222 165H224V164H222ZM201 167L203 169L200 168V167H197L196 170L193 169L195 172L193 170L192 171H185L186 172L185 176L174 174V173H170V171H168V172L160 171L161 175H159L160 174L159 171L157 173H153V172H149L147 170H136V169L135 170L134 169L133 170H119L114 175H112L110 177H105V178L99 179L98 181L90 182L89 185L85 186L86 189L83 188L82 190H77V191H72V190H70L68 188H63L62 189L63 191L61 189H59V190H57V192L53 193V195H54L53 197L51 196L52 194L50 196H48L47 200L45 199L46 202H45V200L42 201L41 204L43 206L41 204L38 205V206L37 205H28L27 202H25V203L18 202L15 205L14 203L17 200L15 199V196H11L12 198L10 197V199L8 198V199L0 202V206L3 205V208H4V210H3L0 207V214H1L0 215V255H4V257L7 256V258L5 259V264H11V263L8 262V260H12V264H22L23 261H24L23 264H25V263L26 264H63V263L64 264H71V262H72V264H91L88 261V257L85 258L87 255H85V253H84V251H86L85 249H87V246L85 245L87 240L86 241L79 240V242H78V240H72L73 243L71 245L70 244L67 245V243H63V242L59 241V239L57 237H55L54 234H56V233H53V232H56V231H55L54 228H52V226L64 228V230H65L64 234H66L68 237H70V236H69V233L67 231H70V230L73 231V232H71L73 239H76L79 236L81 237L83 235L82 230H84V228L86 229V228L91 227V229L90 228L89 229L91 231L95 232V233H93L95 235V237H93V238H96L95 240L98 241L101 238V236H102V238L104 237L106 239L108 237V240H110V241L112 240L111 243L113 245L115 243L114 246H116L118 248V246L116 244L117 243L120 244V243L124 242V240L126 242H129L130 244H133V243L135 244L136 241L139 240L140 237H142V234L144 236V234H146V232H148L149 230H151L154 234H164L165 232L166 233H171V230H173V228L169 229L168 227H165L163 224L165 223V225H166L167 223H170V222L174 224V222H175L176 226L179 225V226H182V227H186V229H185L186 233H183L181 235H176V237L178 239L180 237H182V238H180L179 240L177 239L178 242L177 241L174 242V241L171 240L172 243L170 241V244L168 245V248L166 250H174V252L178 253V254H185V255L187 254L186 257L188 259H185L184 260L185 262L183 261V264H196L197 262H198L197 264H264V206H263V211L254 212L253 213L252 211L256 210L257 207H255V205L252 204V202L249 200V198L246 197V194L244 195V197L246 199L243 197V193L244 192H246V193L249 192L250 193V192L253 191V189L249 190V188L250 187H255L256 183H252V182L249 181L250 183H248L246 185V183H247L246 181L247 180L243 179L240 176V175H242L240 173V171L232 169V168H228V167H231V166H229V164H228L227 167H223V168H221V167H217L216 168V166L212 165V164L211 165H203ZM198 168H200V169H198ZM214 168H216V169L214 170ZM235 168H237V167H235ZM193 174L195 175V177H197V181L196 182L193 181V179H194ZM175 175H176V177H175ZM238 177H240V179H238ZM263 177H264V175H263ZM122 178H124V180H121ZM167 178H169V179H167ZM240 180H242V181H240ZM259 183H261V182H259ZM93 187H94V189H93ZM205 187H207L210 190V194L204 192ZM166 189H167V191H166ZM62 192L64 193V196H63ZM68 192H69V194H68ZM237 193L239 195V198L236 195ZM57 194H59V195H57ZM67 194H68V196H67ZM241 194H242L243 199L241 197ZM250 194H252V193H250ZM14 199H15V201H13ZM53 200H55V202H53ZM65 200H66V202L64 203ZM161 200L165 204H161L160 203ZM10 202H12V205L10 204ZM56 202H57V204H56ZM102 202L104 203L103 204L104 207H103V209H100V208L97 207V204L102 203ZM53 203L55 205H53ZM86 203H88V204H86ZM4 204H5V206H4ZM23 204H25V205H23ZM74 204L75 205L77 204V205L75 206ZM56 205H68V209L67 210L68 211L77 212V214L76 215L70 214V216H69L68 214H66V212H68V211H66L65 208H64V210L61 208L60 210L58 209L56 212H54L55 211V207H53V206H56ZM188 205L191 206L190 209L192 210V212H191V214L188 213V215H186L184 213V210L187 208ZM84 206H86V208H87V206H90V208H92L94 210V212L96 213L95 215L94 214L92 215L93 218H92V216L90 218V220L92 222L94 221L93 222L94 226L93 225L89 226L87 224V222L83 220V219L86 218V212L83 211ZM39 208L41 209V211H40ZM66 208H67V206H66ZM119 208L123 209V210L121 212L119 210L117 211L116 209H119ZM173 208H175V210L179 211L178 212L179 215H180L179 218H175V216L172 217L173 214H171V213H173V211H172ZM149 209L151 211H155L156 212L155 215L152 214L153 216L152 215L149 216L148 213H146V214L144 213V210H149ZM202 209H203V211H201ZM138 210H142V211L141 212L139 211V212L136 213V211H138ZM228 211H231V214H229ZM199 212H201V215H203V217L206 220L208 219V222L212 223L214 226L217 227V229H218L220 234H224V237L226 239L224 240L223 245L224 246L227 245L226 246L227 249L232 250L234 248H238V250L240 252L238 254L239 257L236 255V256H234V258L232 256L229 259H222V258H220V256H221L220 255V251L218 252V250H216L214 247H212L210 245H207L206 242H203V241L198 239L200 234L202 235V230L200 228V225L196 221V218H197L196 215L200 214ZM49 213H57V214L55 216H53V218H52V216L51 217H47L46 216V214L48 215ZM126 213H128V215H126ZM130 213H132V214H130ZM159 214H160V216H159ZM161 214H164L163 217L161 216ZM68 216H69V218H68ZM106 218H107V220H105ZM145 218H147V219L148 218H152V219L154 218V224L155 225H153V223L150 224L147 221H145L146 220ZM49 219H50V221H52L54 223V225H49V226H47L48 228H46L45 224L47 222H45V220L47 221ZM116 219H117V221H120L122 223L124 222V224H128L129 226L127 225L128 228H126L128 230H130L129 227L131 228L130 224L133 225L132 226L133 228L136 227L137 229L138 228L139 229H138V231L136 229L135 234L133 233L132 235L126 234L127 230L123 232V235L119 234V231L117 230V228L114 227V226L112 227V225L109 224L110 221L116 220ZM60 220H62V221H60ZM57 221L58 222L60 221V222L57 223ZM74 222H77V224L74 223ZM72 225L73 226L75 225L74 226L75 229L73 228ZM136 225H139V226H136ZM96 226L100 227V228L98 230L94 229V227H96ZM107 227H109L108 228L109 230L103 229V228H107ZM73 229L76 230V233L74 232ZM103 230H105V231H103ZM47 231H48V233H47ZM173 231H172V233L175 234V232H173ZM51 233H52V235H51ZM57 234L59 235L60 232H57ZM114 235L118 236L120 238L122 237V239L118 238L117 240H115L116 238H111ZM90 236L88 235L87 238L94 240L92 238V233L90 234ZM176 237H174V238H176ZM183 238H184V240H183ZM113 239H114V242H113ZM185 239H186V241H185ZM121 240H123V241H121ZM188 240L193 241V242L195 241V242L194 243L193 242H189ZM181 241H183V242H181ZM184 241L186 242V244H185ZM66 245H67V247H65ZM113 245L111 246V244H110V248L111 247L114 248ZM61 246L63 247V249H61ZM242 246L244 248L246 246L247 249L250 248V247L251 248H255L256 247V250L259 251V252L261 251V253L254 252L253 250H250L248 252V250L247 249H243ZM82 247H85V248H82ZM171 247H172V249H171ZM205 247H206V249H205ZM189 249L192 250V251H190ZM115 250H117V249L115 248ZM37 254H39V255H37ZM113 255L114 254H112V256L110 255V257L111 258L113 257V258L116 259L117 257L116 256L114 257ZM147 255L148 254H146V252H145L144 260H146ZM249 255H250V257H249ZM8 256H10V257L8 258ZM240 256H242V257H240ZM258 256H259V258H258ZM110 257H108V260L106 261V264H121L120 260H117L114 263L115 259L114 260H110L111 259ZM38 258H40V259H39V261L37 263V259ZM140 259H142V258H140ZM13 260H14V262H13ZM30 260H32V261L30 262Z\"/></svg>",
    "mask_w": 264,
    "mask_h": 264
},
{
    "label": "water",
    "instance_id": "95a60500",
    "mask_svg": "<svg viewBox=\"0 0 264 264\" xmlns=\"http://www.w3.org/2000/svg\"><path fill=\"white\" fill-rule=\"evenodd\" d=\"M264 147V146H263ZM197 152L195 154H202ZM235 154V153H232ZM193 155L182 156L179 158L172 157L170 161L164 166H169L171 163L178 161L184 164H193L195 166L211 165L212 163H219L224 161V156L210 155L195 159ZM74 164H56L51 166L46 172H53L50 177L44 179H20L17 181H2L0 183V202L17 195H31L36 191H40L46 187L58 188L64 183L70 181L72 178L82 174L91 172H100L110 168H130L137 170H153L161 168L162 166L154 164H138L134 162H126L118 157L113 152L104 149L103 147L94 148L90 151L83 152L74 158ZM232 167L246 169L247 165H238L232 163ZM253 167V165L251 166ZM255 168V167H254ZM253 170V169H252ZM263 172L264 169L259 170ZM57 177V179L55 178Z\"/></svg>",
    "mask_w": 264,
    "mask_h": 264
}]
</instances>
